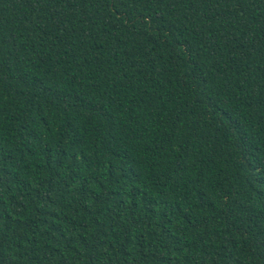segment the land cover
Listing matches in <instances>:
<instances>
[{"label": "trees", "instance_id": "1", "mask_svg": "<svg viewBox=\"0 0 264 264\" xmlns=\"http://www.w3.org/2000/svg\"><path fill=\"white\" fill-rule=\"evenodd\" d=\"M0 264H264V0H0Z\"/></svg>", "mask_w": 264, "mask_h": 264}]
</instances>
